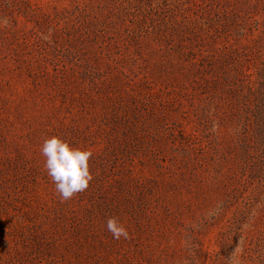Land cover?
<instances>
[{"label":"rangeland","instance_id":"rangeland-1","mask_svg":"<svg viewBox=\"0 0 264 264\" xmlns=\"http://www.w3.org/2000/svg\"><path fill=\"white\" fill-rule=\"evenodd\" d=\"M0 264H264V0H0Z\"/></svg>","mask_w":264,"mask_h":264},{"label":"clouds","instance_id":"clouds-1","mask_svg":"<svg viewBox=\"0 0 264 264\" xmlns=\"http://www.w3.org/2000/svg\"><path fill=\"white\" fill-rule=\"evenodd\" d=\"M40 151L45 157L47 175L62 200H69L86 190L93 179L89 168V161L93 155L91 149L74 147L59 136H50L44 139ZM106 227L114 239L128 237L127 229L115 217L108 218Z\"/></svg>","mask_w":264,"mask_h":264}]
</instances>
